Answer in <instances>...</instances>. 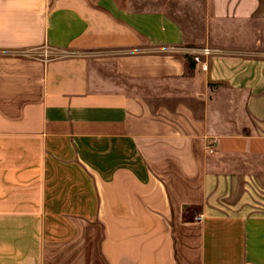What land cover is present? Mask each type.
I'll return each mask as SVG.
<instances>
[{"label": "crops", "instance_id": "crops-1", "mask_svg": "<svg viewBox=\"0 0 264 264\" xmlns=\"http://www.w3.org/2000/svg\"><path fill=\"white\" fill-rule=\"evenodd\" d=\"M263 192L264 0H0V264H264Z\"/></svg>", "mask_w": 264, "mask_h": 264}, {"label": "built area", "instance_id": "built-area-1", "mask_svg": "<svg viewBox=\"0 0 264 264\" xmlns=\"http://www.w3.org/2000/svg\"><path fill=\"white\" fill-rule=\"evenodd\" d=\"M193 55V60L197 63H201L204 68H207L206 62L202 59L203 56L210 55L212 50L208 47L197 49L191 52ZM46 54V53H45Z\"/></svg>", "mask_w": 264, "mask_h": 264}, {"label": "rangeland", "instance_id": "rangeland-1", "mask_svg": "<svg viewBox=\"0 0 264 264\" xmlns=\"http://www.w3.org/2000/svg\"><path fill=\"white\" fill-rule=\"evenodd\" d=\"M264 193V192H263Z\"/></svg>", "mask_w": 264, "mask_h": 264}]
</instances>
